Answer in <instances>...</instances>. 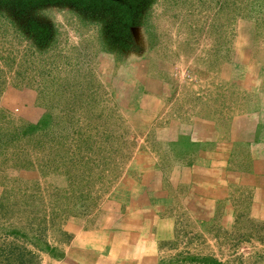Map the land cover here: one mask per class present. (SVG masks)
<instances>
[{
  "label": "rangeland",
  "instance_id": "374dc122",
  "mask_svg": "<svg viewBox=\"0 0 264 264\" xmlns=\"http://www.w3.org/2000/svg\"><path fill=\"white\" fill-rule=\"evenodd\" d=\"M256 38L264 0H0V264H73L62 242L74 232L87 255L101 235L155 244L160 230L171 244L150 254L159 264H205V247L193 261L167 239L181 229L172 206L164 226L138 222L120 190L154 147L148 90L187 112L207 75Z\"/></svg>",
  "mask_w": 264,
  "mask_h": 264
},
{
  "label": "crops",
  "instance_id": "0c3cea01",
  "mask_svg": "<svg viewBox=\"0 0 264 264\" xmlns=\"http://www.w3.org/2000/svg\"><path fill=\"white\" fill-rule=\"evenodd\" d=\"M259 38L241 43L218 75H207L189 111L175 113L178 98L159 89L148 90L157 94V108L143 106L154 115L142 121L154 147L142 156L140 170L133 168L140 178H126V193L120 190L119 198L132 206L133 216L142 217L138 222L160 227L165 207L172 206V222L181 229L167 239L174 235V251L181 255L176 245L189 244L193 261L205 247L207 260L220 256L216 264H264V39ZM163 184L172 185L167 195L158 187ZM74 234L62 242L73 264H159L150 254L161 248V230L155 244L126 232L132 244L144 246L138 250L115 233L101 235L87 255V234ZM169 241L162 246L169 248Z\"/></svg>",
  "mask_w": 264,
  "mask_h": 264
}]
</instances>
